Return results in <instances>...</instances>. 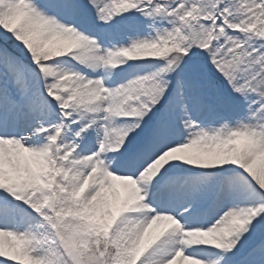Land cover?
Listing matches in <instances>:
<instances>
[{
    "label": "snow or ice",
    "instance_id": "obj_1",
    "mask_svg": "<svg viewBox=\"0 0 264 264\" xmlns=\"http://www.w3.org/2000/svg\"><path fill=\"white\" fill-rule=\"evenodd\" d=\"M0 264H264V0H0Z\"/></svg>",
    "mask_w": 264,
    "mask_h": 264
}]
</instances>
